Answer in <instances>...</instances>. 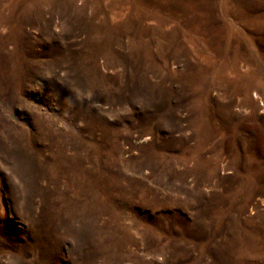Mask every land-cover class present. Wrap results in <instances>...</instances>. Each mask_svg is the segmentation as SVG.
<instances>
[{
  "label": "rangeland",
  "instance_id": "374dc122",
  "mask_svg": "<svg viewBox=\"0 0 264 264\" xmlns=\"http://www.w3.org/2000/svg\"><path fill=\"white\" fill-rule=\"evenodd\" d=\"M0 264H264V0H0Z\"/></svg>",
  "mask_w": 264,
  "mask_h": 264
},
{
  "label": "bare ground",
  "instance_id": "6f19581e",
  "mask_svg": "<svg viewBox=\"0 0 264 264\" xmlns=\"http://www.w3.org/2000/svg\"><path fill=\"white\" fill-rule=\"evenodd\" d=\"M97 170V169H96ZM95 171V170H94ZM77 174H78V176L74 173L73 174V176H75L76 177V179H73V181H74V183L77 185V186H79V187H81V191L79 192V194L81 195V196H85V195H88L89 194V192H90V188H89V186H90V184L92 183V181L91 182H89V177H88V172H77ZM115 182V181H114ZM102 185V184H101ZM104 192V191H103ZM88 197V196H87ZM155 201V200H154ZM89 203V202H88ZM85 204V203H84ZM164 206V205H163ZM82 211H83V213H86L87 211H88V209L86 208V207H84L83 209H82ZM237 240V239H236ZM231 243H232V241H231ZM238 243V242H237ZM241 245V244H240ZM243 246V245H242ZM255 246H257V245H255ZM239 247H241V246H239ZM235 249V248H234ZM246 249V248H245ZM241 251V250H240ZM257 255H260V254H257ZM240 257V256H239ZM242 258V257H241ZM243 258H244V256H243ZM248 259V258H247ZM256 259H258V258H256ZM252 260V259H251ZM245 263H246V261H245Z\"/></svg>",
  "mask_w": 264,
  "mask_h": 264
}]
</instances>
